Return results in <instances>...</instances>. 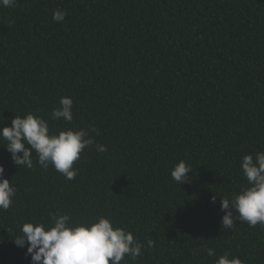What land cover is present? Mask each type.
<instances>
[{
    "label": "trees",
    "instance_id": "16d2710c",
    "mask_svg": "<svg viewBox=\"0 0 264 264\" xmlns=\"http://www.w3.org/2000/svg\"><path fill=\"white\" fill-rule=\"evenodd\" d=\"M61 97L73 100L71 122L51 119ZM28 113L52 134L88 131L107 151L84 149L68 180L35 152L33 168L17 166L0 137L16 191L0 210V264H31L13 239L24 223L50 225V213L132 232L142 254L121 264H216L225 252L264 264V226L232 210L224 228L220 210L249 186L242 158L264 152V0L0 5V129ZM181 160L192 170L183 184L171 176Z\"/></svg>",
    "mask_w": 264,
    "mask_h": 264
},
{
    "label": "clouds",
    "instance_id": "9594fccd",
    "mask_svg": "<svg viewBox=\"0 0 264 264\" xmlns=\"http://www.w3.org/2000/svg\"><path fill=\"white\" fill-rule=\"evenodd\" d=\"M17 0H0L4 7H14ZM67 13L57 10L53 13L56 22H63ZM60 107L53 109V121L73 120V100L61 97ZM89 131H96L90 128ZM0 137L6 142V149L11 153L13 163L17 166L33 168V152L38 157L39 165L47 169L51 164L66 179L72 180L78 174L73 167L80 154L91 145L99 152H106L104 145L96 144L89 132L83 129H68L58 134L50 133L49 122L41 116L28 113L24 117L15 116L10 127L0 129ZM22 154V155H21ZM248 187L241 189L232 199H221L220 210L224 228L233 227V211L239 219L256 226H264V152L245 155L241 164ZM5 169L0 166V210H7L13 203L16 191L4 178ZM192 172L191 165L179 161L171 171L172 178L183 184L188 181L187 173ZM215 197L213 198V202ZM231 209V210H230ZM50 225L44 223H24L20 234L13 243L21 248L26 247V255L31 257V264H121L125 256L136 260L142 254L144 245L134 238L126 228L117 227L109 218L100 216L94 221L73 223L68 214H49ZM149 248L154 246L152 240L147 241ZM207 255H215L214 249H207ZM225 252L216 260V264H242L238 257L229 258Z\"/></svg>",
    "mask_w": 264,
    "mask_h": 264
}]
</instances>
